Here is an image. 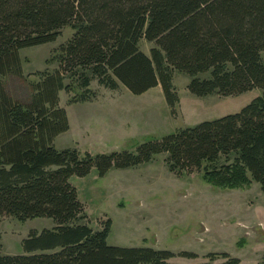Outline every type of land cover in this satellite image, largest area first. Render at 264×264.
Segmentation results:
<instances>
[{
	"label": "trees",
	"instance_id": "16d2710c",
	"mask_svg": "<svg viewBox=\"0 0 264 264\" xmlns=\"http://www.w3.org/2000/svg\"><path fill=\"white\" fill-rule=\"evenodd\" d=\"M65 27L71 38L46 62L56 68L36 73L39 81L26 100L0 81V216L54 223L31 230L21 242L23 254L0 253V264H173L176 254L167 249L108 244L110 219L100 229L90 227L69 179L92 168L104 177L163 154L176 176L197 172L228 189L254 181L264 195V0H0V80L22 79L20 50L54 41ZM142 39L153 43L149 54L140 49ZM176 72L188 77L187 89L197 97L253 88L262 94L239 112L142 142L134 152L93 155L55 147V138L69 129L60 91L73 104L96 98L93 80L110 90L121 84L135 95L159 85L176 116ZM219 255L226 259L219 264L240 263Z\"/></svg>",
	"mask_w": 264,
	"mask_h": 264
},
{
	"label": "rangeland",
	"instance_id": "374dc122",
	"mask_svg": "<svg viewBox=\"0 0 264 264\" xmlns=\"http://www.w3.org/2000/svg\"><path fill=\"white\" fill-rule=\"evenodd\" d=\"M72 34V29L65 27L52 42L21 49L23 78L0 80L9 94L26 100L31 84L39 81L36 73L56 68V64L46 62ZM152 46L140 41L146 54ZM188 82L183 74L173 76L180 99L176 116L170 114L160 86L135 95L121 84L110 90L93 80L90 88L96 93L92 100L96 102L84 104H69V96L60 91L59 104L66 109L70 128L58 137L55 147L93 155L134 152L142 142L239 112L262 94L261 89L253 88L236 96L197 97L188 91ZM110 97H115L116 103L104 106L103 101ZM164 159L165 155L158 154L149 163L111 169L104 177H99L95 168L84 177L71 176L69 181L85 205L89 226L100 229L110 219L108 244L167 249L176 254L173 264H219L226 260L219 255L224 252L239 258V264L260 262L264 258V195L260 185L252 181L242 188L214 187L197 172L170 173ZM53 226L47 217L18 221L0 216V253L23 254L21 242L31 230ZM181 251L194 252L197 257L179 256ZM211 253L215 256L209 257Z\"/></svg>",
	"mask_w": 264,
	"mask_h": 264
},
{
	"label": "crops",
	"instance_id": "0c3cea01",
	"mask_svg": "<svg viewBox=\"0 0 264 264\" xmlns=\"http://www.w3.org/2000/svg\"><path fill=\"white\" fill-rule=\"evenodd\" d=\"M159 86V85H158ZM148 91V90H147ZM115 97H110L108 100H106V101H103V105L104 106H108V104H112V103H116L115 101ZM98 101V100H97ZM94 102H96V101H88V102H81V103H94ZM99 103H102V102H100L99 101ZM69 121V120H68ZM69 128H70V126H69ZM69 130V129H68ZM67 130V131H68ZM64 133V132H63ZM62 134V133H61ZM61 134H59L56 138H55V140H54V145H56V141H57V139H58V137L61 135ZM174 258V257H173ZM172 258V259H173ZM172 259L170 260V262H173L172 261ZM174 263V262H173Z\"/></svg>",
	"mask_w": 264,
	"mask_h": 264
}]
</instances>
